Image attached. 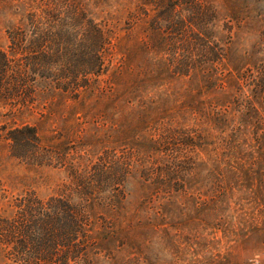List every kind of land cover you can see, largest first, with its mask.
I'll use <instances>...</instances> for the list:
<instances>
[{"label":"trees","instance_id":"16d2710c","mask_svg":"<svg viewBox=\"0 0 264 264\" xmlns=\"http://www.w3.org/2000/svg\"><path fill=\"white\" fill-rule=\"evenodd\" d=\"M2 4L8 50H0V104L11 107L12 120L57 95H93L112 100V108L96 113L89 137L106 125L116 137L115 148L97 156L98 146L92 151L89 138L77 140L73 127L48 146L36 125L3 127L11 158L67 174L56 195H20L0 218L8 261L174 264L173 254L162 262L152 253L166 245L179 253L183 223L197 231L246 207L264 216V63H232L216 42L220 14L235 6L226 0ZM118 135L129 140L119 144Z\"/></svg>","mask_w":264,"mask_h":264},{"label":"rangeland","instance_id":"374dc122","mask_svg":"<svg viewBox=\"0 0 264 264\" xmlns=\"http://www.w3.org/2000/svg\"><path fill=\"white\" fill-rule=\"evenodd\" d=\"M3 1L0 0V21L3 25L0 27V50H8L5 32L7 20L3 16ZM226 1L236 9L220 14L215 29L217 32L216 42L221 47L228 49V59L232 63L245 64L246 68H253L254 64L264 63V0ZM171 3L173 4L174 0H171ZM149 26L146 31L148 34L151 33ZM122 27H126L125 21H123ZM168 32L170 30H167V34ZM213 40L215 41V39ZM171 43L170 38L168 44ZM117 58L120 56L118 55ZM225 61L227 62V60ZM190 76L184 78L186 86L192 83L189 80L194 78L195 71H192ZM230 89L233 90V87ZM244 90L246 92V89ZM230 94L233 93L230 92ZM111 101L98 99L93 95L84 97L82 95L77 100L57 95L55 99L48 101L47 107L39 105L42 103L41 101L31 107L33 109L31 114L15 118L14 121L10 115L11 107L5 108L0 104V135L5 133L3 131L5 125L13 126V122H16L17 125L26 122L38 126L43 137V144L48 146L57 143L58 136L61 133L67 134L73 127L72 133L79 134L75 138L77 140L79 136L85 137V139L89 138L91 150L94 151L98 146L100 153L97 156H102L107 147L115 148L114 132L108 130L106 125L95 138L89 136L95 127L92 121L96 120V113L99 115L100 112L111 111ZM109 125H112L111 120H109ZM124 140L123 135L117 136L119 144H122ZM65 174V168L53 169L33 166L11 158L9 142L3 137L0 138V218L12 212L13 202L20 195L35 192L42 199L56 195L61 191L62 185L67 182V174ZM252 211L251 207H246L239 212L233 209L227 210L214 223L207 225L203 223L204 225L193 232L188 230L190 227L186 223H183L181 228L186 235L184 234L179 239L181 251L174 253L175 251L166 245L165 249L160 250L159 253L152 254L157 255L158 258L161 257L162 262H169V254H173L174 264H192L194 260L200 261V264H206L205 262L212 264H264V216H257V213L251 215ZM197 216L205 220L203 215L198 214ZM160 236L163 237V233H160ZM188 236L191 238L188 239ZM6 256L7 253L0 243V264H14L8 261Z\"/></svg>","mask_w":264,"mask_h":264}]
</instances>
